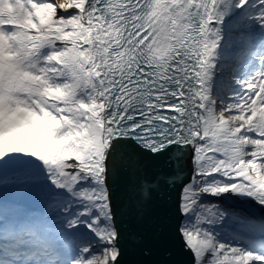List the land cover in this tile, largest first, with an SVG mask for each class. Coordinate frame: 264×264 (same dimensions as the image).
I'll list each match as a JSON object with an SVG mask.
<instances>
[{"label":"snow or ice","instance_id":"6c2138e0","mask_svg":"<svg viewBox=\"0 0 264 264\" xmlns=\"http://www.w3.org/2000/svg\"><path fill=\"white\" fill-rule=\"evenodd\" d=\"M173 218L191 264H264V0H0V264Z\"/></svg>","mask_w":264,"mask_h":264},{"label":"water","instance_id":"95a60500","mask_svg":"<svg viewBox=\"0 0 264 264\" xmlns=\"http://www.w3.org/2000/svg\"><path fill=\"white\" fill-rule=\"evenodd\" d=\"M178 191L173 193L174 199H178L176 196ZM155 214L161 215L162 210L157 209ZM174 223V218L166 221L164 231L158 237L155 254L150 258L141 256L134 245L127 244L128 251L124 257L123 264H138L140 261H158L161 264H191L190 254L183 250L179 237L172 231Z\"/></svg>","mask_w":264,"mask_h":264},{"label":"bare ground","instance_id":"6f19581e","mask_svg":"<svg viewBox=\"0 0 264 264\" xmlns=\"http://www.w3.org/2000/svg\"><path fill=\"white\" fill-rule=\"evenodd\" d=\"M176 196H177V198H178V196H179V191H178V195H176ZM205 202L220 203L219 200H217V199H215V198H213V197H206V198H205ZM254 211L257 212V213H259V212H260V209H255Z\"/></svg>","mask_w":264,"mask_h":264}]
</instances>
